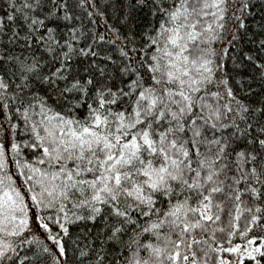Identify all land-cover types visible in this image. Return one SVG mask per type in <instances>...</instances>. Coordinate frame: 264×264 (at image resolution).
<instances>
[{
	"label": "snow or ice",
	"instance_id": "obj_1",
	"mask_svg": "<svg viewBox=\"0 0 264 264\" xmlns=\"http://www.w3.org/2000/svg\"><path fill=\"white\" fill-rule=\"evenodd\" d=\"M0 264H264V0H0Z\"/></svg>",
	"mask_w": 264,
	"mask_h": 264
}]
</instances>
